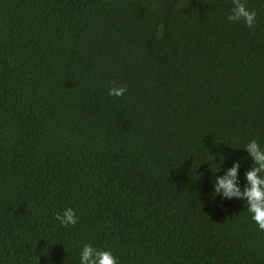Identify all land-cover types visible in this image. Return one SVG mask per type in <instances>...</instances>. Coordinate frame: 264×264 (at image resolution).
Listing matches in <instances>:
<instances>
[{
  "label": "trees",
  "instance_id": "1",
  "mask_svg": "<svg viewBox=\"0 0 264 264\" xmlns=\"http://www.w3.org/2000/svg\"><path fill=\"white\" fill-rule=\"evenodd\" d=\"M241 2L254 30L233 0H0V264H264L214 191L264 148V0Z\"/></svg>",
  "mask_w": 264,
  "mask_h": 264
},
{
  "label": "clouds",
  "instance_id": "2",
  "mask_svg": "<svg viewBox=\"0 0 264 264\" xmlns=\"http://www.w3.org/2000/svg\"><path fill=\"white\" fill-rule=\"evenodd\" d=\"M234 7L228 19L230 21H243L245 25L254 30L257 12L249 10L241 0H233ZM127 91L126 86L112 87L110 96L122 97ZM246 150L254 160L253 167L245 173L247 185L242 191L239 187L240 163L237 161L229 168L222 177L218 176L214 181L216 195L228 199H244L249 205L248 211L252 213V219L258 224L259 229L264 231V148L252 140L247 144ZM55 219L62 226L76 225L78 217L73 208H66L62 214L57 213ZM81 264H119L118 259L109 250H97L92 245H85L81 252Z\"/></svg>",
  "mask_w": 264,
  "mask_h": 264
}]
</instances>
